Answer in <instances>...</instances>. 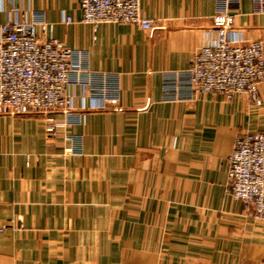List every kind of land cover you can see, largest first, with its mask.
Returning <instances> with one entry per match:
<instances>
[{"label": "crops", "instance_id": "obj_1", "mask_svg": "<svg viewBox=\"0 0 264 264\" xmlns=\"http://www.w3.org/2000/svg\"><path fill=\"white\" fill-rule=\"evenodd\" d=\"M141 10L153 31L95 30L80 0H0V25L45 20L39 38L84 51L120 87L102 108L89 84H71L83 119L62 124L58 111L54 134L42 114L0 115V264H264V220L227 176L237 135L264 131V80L256 105L247 93L195 94L188 74L217 12L233 16L232 33L264 40V0H141Z\"/></svg>", "mask_w": 264, "mask_h": 264}, {"label": "built area", "instance_id": "obj_2", "mask_svg": "<svg viewBox=\"0 0 264 264\" xmlns=\"http://www.w3.org/2000/svg\"><path fill=\"white\" fill-rule=\"evenodd\" d=\"M81 22L96 30L101 24L136 23L153 31L154 21L145 17L141 0H80ZM72 22L71 17L65 18ZM216 37L197 48L188 69L190 88L195 94L217 93L232 98L247 93L262 104L259 83L264 80V40H246L230 31L233 16L220 11L213 16ZM37 25L48 29L45 20L9 19L0 25V115L13 117L42 114L46 130L54 134L61 125L54 121L58 111L62 124L81 122L73 111L71 84H89L92 107L105 108L119 96L116 75L91 72L86 53L72 49L49 35L42 40ZM82 109L85 108L83 103ZM229 192L252 206V217L264 220V131L240 132L227 159Z\"/></svg>", "mask_w": 264, "mask_h": 264}]
</instances>
